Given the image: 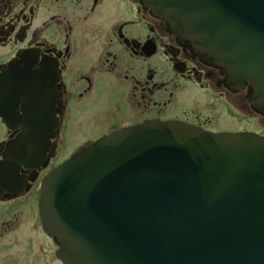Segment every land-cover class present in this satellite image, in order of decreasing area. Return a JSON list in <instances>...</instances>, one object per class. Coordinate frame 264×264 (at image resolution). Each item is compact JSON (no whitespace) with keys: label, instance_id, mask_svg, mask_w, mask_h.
Returning a JSON list of instances; mask_svg holds the SVG:
<instances>
[{"label":"water","instance_id":"1","mask_svg":"<svg viewBox=\"0 0 264 264\" xmlns=\"http://www.w3.org/2000/svg\"><path fill=\"white\" fill-rule=\"evenodd\" d=\"M138 2L264 115V0ZM39 208L63 264H264V137L147 121L53 169Z\"/></svg>","mask_w":264,"mask_h":264},{"label":"flooded vegetation","instance_id":"2","mask_svg":"<svg viewBox=\"0 0 264 264\" xmlns=\"http://www.w3.org/2000/svg\"><path fill=\"white\" fill-rule=\"evenodd\" d=\"M222 68L138 0H0V174L11 172L0 264H63L42 224L41 182L101 137L153 120L264 136L250 85L237 88ZM113 110L126 119L114 122Z\"/></svg>","mask_w":264,"mask_h":264},{"label":"rangeland","instance_id":"3","mask_svg":"<svg viewBox=\"0 0 264 264\" xmlns=\"http://www.w3.org/2000/svg\"><path fill=\"white\" fill-rule=\"evenodd\" d=\"M93 112H97V114H98V120H100L101 118H102V113H105L106 112V109L105 108H103V109H97V111H95V110H93ZM110 116L113 118V119H115L116 121H114V122H121V121H123L124 119H126V116H125V113L122 111V110H117V111H115V110H113V111H111V113H110ZM251 122H241V121H239V123H238V128H242V127H254L253 125H252V123L250 124Z\"/></svg>","mask_w":264,"mask_h":264}]
</instances>
